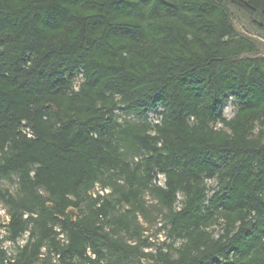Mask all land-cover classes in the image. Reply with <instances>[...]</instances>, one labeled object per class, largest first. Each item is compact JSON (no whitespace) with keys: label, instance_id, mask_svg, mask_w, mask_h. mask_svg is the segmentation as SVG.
Segmentation results:
<instances>
[{"label":"trees","instance_id":"16d2710c","mask_svg":"<svg viewBox=\"0 0 264 264\" xmlns=\"http://www.w3.org/2000/svg\"><path fill=\"white\" fill-rule=\"evenodd\" d=\"M228 5L264 35V0H0V264H264V56ZM144 193L176 248L144 252Z\"/></svg>","mask_w":264,"mask_h":264},{"label":"rangeland","instance_id":"374dc122","mask_svg":"<svg viewBox=\"0 0 264 264\" xmlns=\"http://www.w3.org/2000/svg\"><path fill=\"white\" fill-rule=\"evenodd\" d=\"M227 9L229 10L230 17L232 24L236 30V32L242 36H245L252 40L257 48L258 56H264V35L260 33L256 26H255V20L254 18L248 16L247 14L239 11L238 9L234 8L231 5L227 6ZM236 111V104L233 100H229L228 103L223 107L222 113L223 117L226 119H229L233 116L234 112ZM121 119H126L129 121H136V119L132 116L125 117L121 116ZM218 128L220 126H217ZM259 127L256 125L255 129L253 130V135H256L259 131ZM264 133V129H263ZM264 139V138H263ZM16 177L12 176L10 180H2L0 181V190H8V192L16 196L17 195V182ZM207 186L209 188V191L213 193L214 189L216 188V182L211 181L207 183ZM104 192H101L98 188L94 190V194H100ZM143 201L145 203V214L144 215H137V221L138 224L143 229V236L148 238L149 243H151L153 246L152 248L144 249L145 253L154 252L155 248L157 247H163L162 245H168L171 244L173 247H177L179 244V241L172 242L169 238H167L165 231L161 230L162 226V217L164 214V211H159V208L156 206V200L153 199L148 193L143 194ZM182 200L181 196H178V204L175 205V208H179V202ZM127 206H123L122 208H119L115 215L122 214L125 210H127ZM73 216L77 214L76 210H72ZM8 221V214H7V208L0 202V225L6 224ZM0 234L4 235V230H0ZM119 237L125 238L127 241L128 237L123 233H118ZM27 235H23L20 239L17 240L16 243L11 244L9 242H4L2 244L3 248L9 253L14 254L17 251L18 247H21L26 242ZM165 251V248L162 249ZM137 264H156L154 261L148 259V258H141L136 262Z\"/></svg>","mask_w":264,"mask_h":264},{"label":"built area","instance_id":"2783aa9c","mask_svg":"<svg viewBox=\"0 0 264 264\" xmlns=\"http://www.w3.org/2000/svg\"><path fill=\"white\" fill-rule=\"evenodd\" d=\"M80 81H81V77H78L77 79H76V82L74 83V87H73V89L76 91L77 90V87H78V83H80ZM149 120H150V122L151 123H153V124H157L158 123V121H159V119H158V117L155 115V114H150L149 115ZM31 135H30V133L28 134V137H30ZM100 194H102V193H100ZM9 254V253H8Z\"/></svg>","mask_w":264,"mask_h":264}]
</instances>
